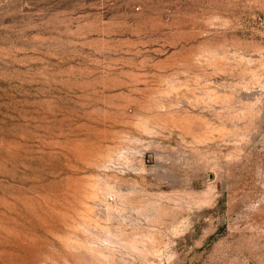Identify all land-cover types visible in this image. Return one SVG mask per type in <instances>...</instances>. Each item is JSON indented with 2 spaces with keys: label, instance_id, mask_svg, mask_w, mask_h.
I'll list each match as a JSON object with an SVG mask.
<instances>
[{
  "label": "rangeland",
  "instance_id": "1",
  "mask_svg": "<svg viewBox=\"0 0 264 264\" xmlns=\"http://www.w3.org/2000/svg\"><path fill=\"white\" fill-rule=\"evenodd\" d=\"M0 264H264V0H0Z\"/></svg>",
  "mask_w": 264,
  "mask_h": 264
}]
</instances>
